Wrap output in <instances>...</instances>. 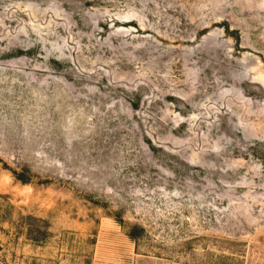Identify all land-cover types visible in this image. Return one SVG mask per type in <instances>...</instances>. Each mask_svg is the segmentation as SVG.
Here are the masks:
<instances>
[{
	"label": "rangeland",
	"instance_id": "rangeland-1",
	"mask_svg": "<svg viewBox=\"0 0 264 264\" xmlns=\"http://www.w3.org/2000/svg\"><path fill=\"white\" fill-rule=\"evenodd\" d=\"M0 264H264V0H0Z\"/></svg>",
	"mask_w": 264,
	"mask_h": 264
}]
</instances>
